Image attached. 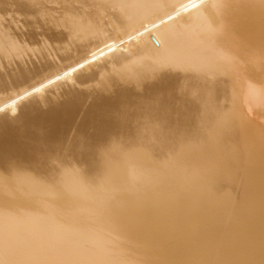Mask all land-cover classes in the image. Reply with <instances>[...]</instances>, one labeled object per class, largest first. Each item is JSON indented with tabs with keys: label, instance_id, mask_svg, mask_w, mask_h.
<instances>
[{
	"label": "bare ground",
	"instance_id": "obj_1",
	"mask_svg": "<svg viewBox=\"0 0 264 264\" xmlns=\"http://www.w3.org/2000/svg\"><path fill=\"white\" fill-rule=\"evenodd\" d=\"M0 264H264V0H0Z\"/></svg>",
	"mask_w": 264,
	"mask_h": 264
},
{
	"label": "rangeland",
	"instance_id": "obj_2",
	"mask_svg": "<svg viewBox=\"0 0 264 264\" xmlns=\"http://www.w3.org/2000/svg\"><path fill=\"white\" fill-rule=\"evenodd\" d=\"M46 6H47V4H46ZM51 7V6H53V5H48L47 7ZM12 15L14 16V17H12ZM18 16V17H17ZM2 17V16H1ZM10 19H9V18ZM18 18V19H17ZM22 18H24V17H22L21 15L19 16V15H16V14H13L12 12L8 15H6V14H3V17L1 18L2 20V22H3V24L4 23H6L5 25H8V23L9 22H11V21H14V23L13 24H10V33H11V35H14L15 37H19V40L21 41V39H20V36H21V33H22V35L24 34V35H26V34H28V33H30V32H27L26 30L28 29V31L30 30L31 31V33H36V30H37V28H38V24H36V23H34L33 22V25H32V27H31V23L29 22H27V24L25 23V18L24 19H22ZM9 19V20H8ZM30 20V19H29ZM22 22H24V24L22 23ZM17 23H19V25H17ZM20 23H21V26H20ZM26 24V25H25ZM34 24H35V26L36 25H38L37 27H35L34 26ZM13 25H15V27H13ZM30 25V26H29ZM35 27V30H33V28ZM23 27L25 28V31H21L22 29H23ZM26 27H28V28H26ZM30 27H31V29H30ZM22 28V29H21ZM13 29V30H12ZM39 29H41V27L39 28ZM38 29V30H39ZM200 29V28H199ZM198 28L197 29H195V33L199 30ZM19 30V31H18ZM37 30V31H38ZM33 31H35V32H33ZM194 31V30H193ZM18 32V33H17ZM38 32H40V31H38ZM192 32V31H191ZM18 35H20V36H18ZM28 42V41H27ZM26 42V43H27ZM22 43V42H21ZM30 41H29V44L28 45H30ZM31 46H34L35 48L36 47H38V45L37 44H35L34 42H32V44H31ZM106 76H112L113 75V72H109V73H106L105 74ZM93 85V84H92ZM80 88H82V87H80ZM53 91V90H52ZM52 91H50V93L52 92ZM49 92H47L45 95H47V96H45L44 94V96L45 97H48V94H49V98L51 97V98H56V91H54V92H52V94H50ZM43 95L41 96V98L43 97ZM40 97V96H39ZM38 97V99H40ZM58 98V97H57ZM6 116H8V115H6ZM5 117V116H4ZM10 117L11 116H9V117H5L7 120H10ZM9 118V119H8ZM253 119V118H252ZM259 123H261L260 121H259Z\"/></svg>",
	"mask_w": 264,
	"mask_h": 264
}]
</instances>
